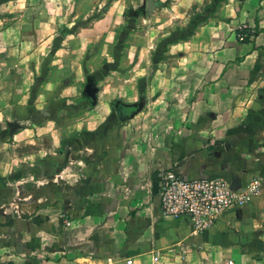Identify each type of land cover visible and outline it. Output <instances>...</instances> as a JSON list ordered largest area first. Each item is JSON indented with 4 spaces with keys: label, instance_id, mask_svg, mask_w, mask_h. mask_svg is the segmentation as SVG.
I'll use <instances>...</instances> for the list:
<instances>
[{
    "label": "crops",
    "instance_id": "obj_1",
    "mask_svg": "<svg viewBox=\"0 0 264 264\" xmlns=\"http://www.w3.org/2000/svg\"><path fill=\"white\" fill-rule=\"evenodd\" d=\"M76 2L0 0V264H264V0H223L124 74L114 55L70 72L71 39L109 14L84 25ZM240 25L259 33L240 41ZM170 168L260 192L195 232L162 212ZM57 206L68 232L40 246Z\"/></svg>",
    "mask_w": 264,
    "mask_h": 264
},
{
    "label": "rangeland",
    "instance_id": "obj_2",
    "mask_svg": "<svg viewBox=\"0 0 264 264\" xmlns=\"http://www.w3.org/2000/svg\"><path fill=\"white\" fill-rule=\"evenodd\" d=\"M76 1L79 18L86 17L84 25H91L95 18L103 17L108 10L109 14L99 27L96 39L88 38L89 35L71 39V47L76 51L72 52L70 72L78 68L80 63L88 70L101 68L107 58L114 55L119 59L118 64H115L124 74L145 64L149 56L158 58L159 50L163 54L170 44L194 33L208 18L220 11L223 0H155L157 6L152 13L148 11V0ZM100 7L98 14L88 16L91 9ZM253 32H247L246 38L252 39ZM81 41L88 43L86 50L80 49ZM153 67L150 64V68ZM50 210L49 223L45 226H51V219L57 218L58 225L49 229L55 237L45 236L40 246L62 245L68 232L63 226L67 214L61 206Z\"/></svg>",
    "mask_w": 264,
    "mask_h": 264
},
{
    "label": "built area",
    "instance_id": "obj_3",
    "mask_svg": "<svg viewBox=\"0 0 264 264\" xmlns=\"http://www.w3.org/2000/svg\"><path fill=\"white\" fill-rule=\"evenodd\" d=\"M243 25L238 30L239 40H245L247 32ZM161 209L165 216L191 219L195 232H204L213 227L222 214L230 208L245 204L260 192V182L251 180L239 187L223 177L184 178L176 169L170 168L160 175ZM66 224L70 222L66 220ZM229 264H234L229 261Z\"/></svg>",
    "mask_w": 264,
    "mask_h": 264
},
{
    "label": "trees",
    "instance_id": "obj_4",
    "mask_svg": "<svg viewBox=\"0 0 264 264\" xmlns=\"http://www.w3.org/2000/svg\"><path fill=\"white\" fill-rule=\"evenodd\" d=\"M250 31H254V32H253L254 34H258V33H259V30H258V29H253V30H252V28H249V27L243 30L244 33H246V32H250ZM239 32H240V30H237V31H236L237 34H238ZM253 33H252V34H253ZM254 34H253V35H254ZM248 41H249V39H247V38L244 40V42H248ZM135 110H136V107H133V106H125V105L120 104V105L118 106V108H117V113H118V115H119L120 118H125V117L130 116L131 113H132L133 111H135Z\"/></svg>",
    "mask_w": 264,
    "mask_h": 264
},
{
    "label": "water",
    "instance_id": "obj_5",
    "mask_svg": "<svg viewBox=\"0 0 264 264\" xmlns=\"http://www.w3.org/2000/svg\"><path fill=\"white\" fill-rule=\"evenodd\" d=\"M157 6V2L155 0H148V11L152 13Z\"/></svg>",
    "mask_w": 264,
    "mask_h": 264
},
{
    "label": "flooded vegetation",
    "instance_id": "obj_6",
    "mask_svg": "<svg viewBox=\"0 0 264 264\" xmlns=\"http://www.w3.org/2000/svg\"><path fill=\"white\" fill-rule=\"evenodd\" d=\"M147 5H148V1H147Z\"/></svg>",
    "mask_w": 264,
    "mask_h": 264
}]
</instances>
